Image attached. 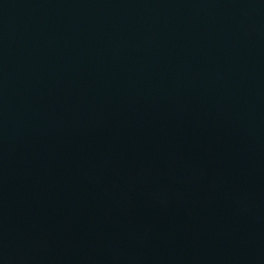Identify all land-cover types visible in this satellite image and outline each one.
<instances>
[{"label": "water", "instance_id": "obj_1", "mask_svg": "<svg viewBox=\"0 0 264 264\" xmlns=\"http://www.w3.org/2000/svg\"><path fill=\"white\" fill-rule=\"evenodd\" d=\"M0 264H264V0H0Z\"/></svg>", "mask_w": 264, "mask_h": 264}]
</instances>
